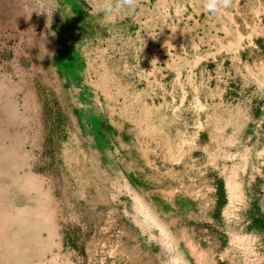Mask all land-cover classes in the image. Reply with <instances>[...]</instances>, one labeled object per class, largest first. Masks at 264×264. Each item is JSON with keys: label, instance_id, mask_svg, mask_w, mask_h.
Here are the masks:
<instances>
[{"label": "rangeland", "instance_id": "374dc122", "mask_svg": "<svg viewBox=\"0 0 264 264\" xmlns=\"http://www.w3.org/2000/svg\"><path fill=\"white\" fill-rule=\"evenodd\" d=\"M103 3L0 0V264H264V0Z\"/></svg>", "mask_w": 264, "mask_h": 264}, {"label": "clouds", "instance_id": "9594fccd", "mask_svg": "<svg viewBox=\"0 0 264 264\" xmlns=\"http://www.w3.org/2000/svg\"><path fill=\"white\" fill-rule=\"evenodd\" d=\"M232 0H203L204 9L207 13L214 14L221 7L228 8ZM138 0H104L100 11L103 13L102 19L105 22H111L115 19L116 13L120 10H134L137 7Z\"/></svg>", "mask_w": 264, "mask_h": 264}, {"label": "bare ground", "instance_id": "6f19581e", "mask_svg": "<svg viewBox=\"0 0 264 264\" xmlns=\"http://www.w3.org/2000/svg\"><path fill=\"white\" fill-rule=\"evenodd\" d=\"M12 233H13V232H12ZM12 233H11V234H12ZM3 234H4V233H3ZM1 239H2V238H1ZM30 241H31V240H30Z\"/></svg>", "mask_w": 264, "mask_h": 264}]
</instances>
